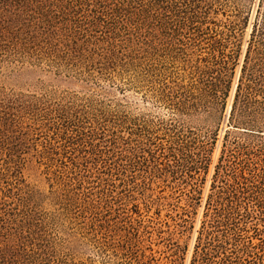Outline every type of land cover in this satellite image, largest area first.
Segmentation results:
<instances>
[{
    "label": "rangeland",
    "instance_id": "374dc122",
    "mask_svg": "<svg viewBox=\"0 0 264 264\" xmlns=\"http://www.w3.org/2000/svg\"><path fill=\"white\" fill-rule=\"evenodd\" d=\"M206 1L222 6L206 22L231 21L234 15L243 21L234 47L237 66L230 94L225 108L220 106L218 111L205 99L194 101L198 87L190 96L191 87L198 83L192 67L206 56L207 45L192 43V28H172L170 15L152 30L149 71L141 83L120 77H84L83 64L72 68L67 60L62 66L56 60L50 67L33 60L0 58V98H35L47 101L50 109L64 107L62 114L74 125L48 132L44 112L18 111L20 104L15 102L16 109L10 113L17 116L9 120L14 123L0 128V184L17 182L19 208L24 206L38 222L30 224L37 226L33 227L35 237L47 259H52L50 264H191L224 140L228 135L229 141L251 137L227 123L259 2ZM180 19L175 18L174 24ZM185 97L197 107L187 106L183 115L173 107L179 102L184 106ZM174 121L198 133L218 131L209 161L204 163L207 167L198 174L186 171L193 178L187 175L176 181L146 155L147 162L141 161L143 165L125 174L133 177L134 185L116 183L103 195L91 190L97 179L110 177L92 159L100 149L109 152L111 161L118 154L127 159L134 143L146 149L161 142L162 128ZM51 161L66 163L67 172L62 175L51 168ZM174 169L180 173L181 167L174 164Z\"/></svg>",
    "mask_w": 264,
    "mask_h": 264
},
{
    "label": "trees",
    "instance_id": "16d2710c",
    "mask_svg": "<svg viewBox=\"0 0 264 264\" xmlns=\"http://www.w3.org/2000/svg\"><path fill=\"white\" fill-rule=\"evenodd\" d=\"M220 10L219 3L206 0H0V58L33 60L50 67L56 60L61 66L67 60L72 61V68L83 64L84 77H120L141 83L149 71L152 30L159 29L162 17L170 15L172 28H192V43L207 45L206 56L192 67L198 83L191 87L190 96L198 87L194 101L205 99L218 111L220 106L225 108L230 94L237 66L234 47L243 23L240 15L231 21L206 22ZM177 17H182L177 22L180 25L174 24ZM29 99L0 98V128L14 123L9 120L17 116L10 113L15 102L20 104L14 108L18 111L44 112L48 132L57 131L58 126H74L62 114L64 107L50 109L47 101ZM194 101L185 97V105L179 102L173 109L186 115L187 106L197 107ZM227 126L251 137L229 141L228 135L224 140L191 264H264V0L257 5ZM162 130L161 142L146 149L134 143L127 159L118 154L111 161L109 152L100 149L92 159L102 164L107 169L103 174L110 177L97 179L91 190L103 195L116 183L134 185L133 177L125 174L143 165L141 161L147 162L146 155L176 181L187 175L191 179L192 172L198 174L207 167L204 163L209 161L218 131L198 133L178 121ZM101 131L104 134L105 128ZM53 162L51 168L62 175L67 172L66 163ZM174 164L181 167L180 173L175 172ZM16 183L0 184V264H50L52 259H47L35 237L33 227L37 226L30 224L38 222L24 206L19 208Z\"/></svg>",
    "mask_w": 264,
    "mask_h": 264
}]
</instances>
